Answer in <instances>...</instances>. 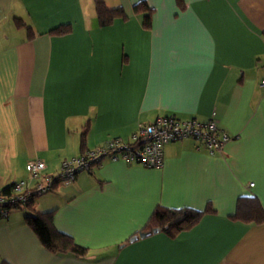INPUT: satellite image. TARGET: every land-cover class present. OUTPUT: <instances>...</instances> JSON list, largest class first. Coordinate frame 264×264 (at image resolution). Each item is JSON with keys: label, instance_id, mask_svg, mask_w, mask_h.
Instances as JSON below:
<instances>
[{"label": "crops", "instance_id": "obj_1", "mask_svg": "<svg viewBox=\"0 0 264 264\" xmlns=\"http://www.w3.org/2000/svg\"><path fill=\"white\" fill-rule=\"evenodd\" d=\"M102 1L127 18L101 26L96 0H0V191L28 178L31 159L56 173L159 116L208 120L215 111L233 139L221 154L192 138L168 143L160 168L103 160L33 201L56 209L55 226L89 249L85 257L47 250L17 208L0 217V260L264 264V223L231 218L241 196L264 208V0H144L150 28L134 11L142 0ZM61 24L72 31L49 34ZM208 203L215 211L175 237L131 240L157 206Z\"/></svg>", "mask_w": 264, "mask_h": 264}, {"label": "built area", "instance_id": "obj_2", "mask_svg": "<svg viewBox=\"0 0 264 264\" xmlns=\"http://www.w3.org/2000/svg\"><path fill=\"white\" fill-rule=\"evenodd\" d=\"M260 86L264 89V77ZM186 138L196 140L199 148L204 147L211 154H221L233 136L220 126L215 111L208 120L166 115L140 124L129 140L110 138L82 155L63 160L56 173L46 172L44 160L31 159L27 163L28 178L15 182L7 192L0 191V217L7 218L13 209L27 206L36 196L53 190L58 184L73 182L81 172L92 170L105 159H123L144 167L160 168L164 164L165 145Z\"/></svg>", "mask_w": 264, "mask_h": 264}, {"label": "trees", "instance_id": "obj_3", "mask_svg": "<svg viewBox=\"0 0 264 264\" xmlns=\"http://www.w3.org/2000/svg\"><path fill=\"white\" fill-rule=\"evenodd\" d=\"M136 13L143 14V25L150 28L152 25L153 9L149 4L142 0L134 5ZM96 12L101 26L112 24L117 18H127L123 7H109L102 0H96ZM21 26L25 25L31 37L35 35L32 27L28 26L21 19L16 20ZM72 31L71 24H61L49 31L52 35H64ZM86 130L83 132V139ZM11 188V187H10ZM9 187L6 189L8 191ZM26 210L25 220L27 224L37 234L44 247L57 254H74L79 257H85L89 249L75 241V239L60 231L54 222L56 209L37 210L33 202L23 207ZM210 203L203 210L191 207L169 208L157 206L152 212L146 225L140 232L148 235L157 232H165L171 237H175L183 231L193 228L203 216L209 212H214ZM233 220L245 223L262 224L264 223V208L256 196H241L237 200L236 212L231 215ZM139 232V233H140ZM0 264H9L5 260H0Z\"/></svg>", "mask_w": 264, "mask_h": 264}, {"label": "water", "instance_id": "obj_4", "mask_svg": "<svg viewBox=\"0 0 264 264\" xmlns=\"http://www.w3.org/2000/svg\"><path fill=\"white\" fill-rule=\"evenodd\" d=\"M144 236H147V233L140 232L139 234H136L133 237H131V240H136L138 237H144Z\"/></svg>", "mask_w": 264, "mask_h": 264}]
</instances>
